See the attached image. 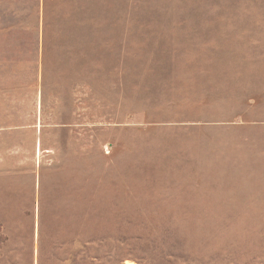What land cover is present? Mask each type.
<instances>
[{"label": "rangeland", "instance_id": "rangeland-1", "mask_svg": "<svg viewBox=\"0 0 264 264\" xmlns=\"http://www.w3.org/2000/svg\"><path fill=\"white\" fill-rule=\"evenodd\" d=\"M53 10L0 15V264H264V0Z\"/></svg>", "mask_w": 264, "mask_h": 264}, {"label": "crops", "instance_id": "crops-1", "mask_svg": "<svg viewBox=\"0 0 264 264\" xmlns=\"http://www.w3.org/2000/svg\"><path fill=\"white\" fill-rule=\"evenodd\" d=\"M54 7H60L62 9V0H0V15L18 14L23 12H31L37 14L38 19H43V16L49 12H56ZM9 22V21H7ZM3 23V25L1 24ZM42 22H37V29H42L44 26L40 25ZM14 23V27H22L21 24ZM13 26V25H12ZM11 27V26H10ZM7 26L4 21H0V29H5ZM34 125H38L37 122ZM20 124H7L6 121H0V133L7 130L18 129ZM23 126V124H21ZM20 126V127H21Z\"/></svg>", "mask_w": 264, "mask_h": 264}]
</instances>
